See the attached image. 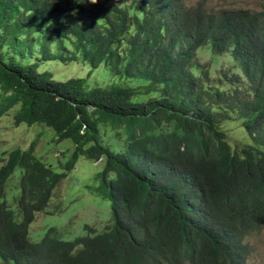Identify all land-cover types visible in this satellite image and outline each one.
Returning a JSON list of instances; mask_svg holds the SVG:
<instances>
[{
    "label": "trees",
    "instance_id": "1",
    "mask_svg": "<svg viewBox=\"0 0 264 264\" xmlns=\"http://www.w3.org/2000/svg\"><path fill=\"white\" fill-rule=\"evenodd\" d=\"M67 1L0 0V118L13 110L12 126L37 123L72 146L44 162L38 134L0 156V264H244L245 238L264 229V9ZM204 46L237 69L213 79L195 62ZM79 59L113 82L43 70ZM80 158L101 165L90 190L109 203L108 222L31 240Z\"/></svg>",
    "mask_w": 264,
    "mask_h": 264
},
{
    "label": "rangeland",
    "instance_id": "2",
    "mask_svg": "<svg viewBox=\"0 0 264 264\" xmlns=\"http://www.w3.org/2000/svg\"><path fill=\"white\" fill-rule=\"evenodd\" d=\"M76 1L79 0L67 2ZM184 2L186 6L201 4L206 9L218 13L222 11L259 12L264 9V0H184ZM195 62L199 66L209 64L213 79L223 71L231 75L238 67L229 54H221L213 58L208 46L198 49ZM43 68V70H51L58 80L70 77L86 78L89 87H106L114 80L104 64L90 70L89 65L80 59L68 63L47 61ZM121 83L140 87V83L134 80H122ZM12 115L13 110L0 118V156L13 147L25 148L39 134L35 149L38 158L51 164L63 162L68 158L72 150L69 139L56 142L52 128L40 126L37 123L32 125L21 123L18 126H12L10 121ZM60 163H57L58 167ZM100 167V163L78 159L68 177L54 189L47 206L36 213L34 221L29 226L31 240H38L50 227H55V234L58 237L70 240L88 233L83 228L84 225L100 230L108 222L109 203L101 199L95 189H92V192L90 190L96 182V174L100 171ZM19 174L20 170L16 168L13 179L19 177ZM13 183L11 184L16 185ZM244 242L247 243L249 251L244 264H264V229L246 237Z\"/></svg>",
    "mask_w": 264,
    "mask_h": 264
},
{
    "label": "clouds",
    "instance_id": "3",
    "mask_svg": "<svg viewBox=\"0 0 264 264\" xmlns=\"http://www.w3.org/2000/svg\"><path fill=\"white\" fill-rule=\"evenodd\" d=\"M88 3L92 4V5H95L98 3V0H88ZM1 163V162H0ZM42 211V210H41ZM40 212V211H39ZM38 213V212H37ZM36 216V214H35ZM35 219V218H34Z\"/></svg>",
    "mask_w": 264,
    "mask_h": 264
}]
</instances>
